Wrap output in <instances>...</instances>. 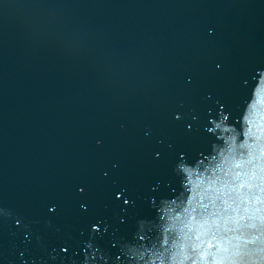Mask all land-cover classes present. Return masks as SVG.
I'll return each instance as SVG.
<instances>
[{
    "label": "water",
    "instance_id": "95a60500",
    "mask_svg": "<svg viewBox=\"0 0 264 264\" xmlns=\"http://www.w3.org/2000/svg\"><path fill=\"white\" fill-rule=\"evenodd\" d=\"M262 168L264 0H0V264H264Z\"/></svg>",
    "mask_w": 264,
    "mask_h": 264
},
{
    "label": "snow or ice",
    "instance_id": "6c2138e0",
    "mask_svg": "<svg viewBox=\"0 0 264 264\" xmlns=\"http://www.w3.org/2000/svg\"><path fill=\"white\" fill-rule=\"evenodd\" d=\"M246 163H252L251 160L247 161ZM236 168H240L241 164L237 163L235 165ZM262 172H264V168L261 169ZM241 173L237 172L236 173V178L237 180H239ZM245 176L248 175V173H244ZM252 176L255 177V173H252ZM234 185L236 184V181L232 182ZM248 187L249 189H251L252 185L244 182V181H240L238 183V185L234 186L231 190V192L227 193V195L229 196V198L233 199V203H236L237 200H239L240 203H246V201L244 200V196L248 195V193H241L239 191V189H244ZM262 188H264V185L261 186ZM234 194V195H233ZM221 195H223V193H221ZM119 198V196L117 197ZM257 199L259 200V198L257 197ZM125 203H128L127 200L124 201ZM225 204H227V201H224ZM259 203L264 204V200H259ZM205 209L207 208V206H204ZM230 207V206H229ZM260 209H257V211H259ZM224 212H228V207H225L223 209ZM245 212H247V209H244ZM213 215H215V213H213ZM249 219H252V217H249ZM261 226L264 227V217H261ZM238 223V221H237ZM248 227H252L255 228L256 225L252 224V225H248ZM239 229L238 228H228L226 229V232H238ZM213 238H216V232H212L211 233ZM199 239V237H198ZM223 240V238H221ZM256 239H259V237H257ZM240 237L239 236H233V237H228V239L226 241H224V243H226L228 246H225L223 248H219L218 245L213 244L211 242H209L208 247L209 248H217L218 251H222L223 253H225L226 255L222 256L219 260L215 261V264H243V262L245 260H247L248 258H250V256L255 255V253L250 252L247 249V245L254 243L253 240H249V239H244L242 243L239 242ZM236 241V242H234ZM193 252L196 251L195 248L192 249ZM261 251H264V249H261ZM201 259H203V257H201ZM193 264H196L195 260H193Z\"/></svg>",
    "mask_w": 264,
    "mask_h": 264
}]
</instances>
